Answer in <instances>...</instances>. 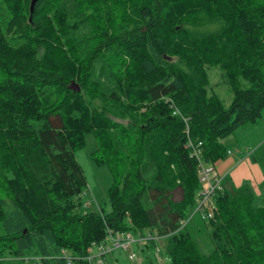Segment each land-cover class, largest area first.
<instances>
[{"label": "trees", "instance_id": "1", "mask_svg": "<svg viewBox=\"0 0 264 264\" xmlns=\"http://www.w3.org/2000/svg\"><path fill=\"white\" fill-rule=\"evenodd\" d=\"M5 1L0 251L88 264V246L130 221L165 240L166 264H264V204L248 181L213 198L211 254L181 227L201 188L199 162L225 159L222 137L264 109V0H36L31 12L30 0ZM211 71L232 92L228 107ZM85 132L114 183L106 209L81 212L87 181L75 155ZM155 241L138 249L143 264H157ZM109 255L134 264L123 250Z\"/></svg>", "mask_w": 264, "mask_h": 264}, {"label": "rangeland", "instance_id": "2", "mask_svg": "<svg viewBox=\"0 0 264 264\" xmlns=\"http://www.w3.org/2000/svg\"><path fill=\"white\" fill-rule=\"evenodd\" d=\"M31 2V0H30ZM23 7H21L22 9ZM118 10V9H117ZM10 7L5 0H0V17L10 16ZM121 19L117 22L120 24ZM206 78L211 85V89L218 93L221 97L222 102L225 107H228L232 98V92L227 86H223L217 78V75L212 71L210 73H206ZM76 86V85H75ZM77 87V86H76ZM261 116L256 122H247L243 125L238 126L235 128L231 133L227 134L226 136L222 137L221 141L225 148L233 152L228 155L232 157L234 165H238V162L247 161L249 163H253L258 161L263 168L264 171V109L261 110ZM116 121H123L126 122L127 119L121 120L119 118L113 117ZM238 143L242 150L243 154H237L234 151V144ZM82 147L76 150L75 157L78 159L82 169L83 174L87 181V186L83 194V200H86V204L82 205L78 209L82 212L84 210H100L106 209V203L108 199V189L113 185L114 178L113 173L111 172L109 167L104 163H98L95 161L94 151L98 147L96 136L93 132H85L84 133V143H82ZM249 153V154H247ZM255 164V163H253ZM257 164V163H256ZM245 170H241L239 173H244ZM264 175V174H263ZM245 181H248L252 186L253 189L257 187L260 190L258 194L256 189V199L255 202L258 205L264 204V178L262 184L256 183L254 184L252 178H245L242 180L241 184ZM229 183V184H227ZM226 190L229 191L230 194L235 192L233 183L231 179L228 178L224 181ZM230 185V186H229ZM181 188L175 187L171 188L168 192L173 200H179L181 198L182 192H180ZM194 206L192 210L183 218L184 229L190 238L195 243L200 255L207 256L212 253L214 249V245L209 226L207 225V220L201 218L200 211H196L193 214ZM5 229L0 222V235L3 234ZM148 233V232H146ZM105 239V238H104ZM105 241L106 244H109L110 240L108 236H106ZM165 240H156L155 244L160 248L156 253L157 260L159 264H166L168 262V257H166V253L164 252L165 248ZM136 248L135 246H133ZM7 250L0 251V264H23L30 263V264H42L40 262V258L30 259L29 262L22 258L16 259L13 257H8L5 255ZM111 255L107 256V260L104 261L103 264L109 260V264H115L112 259H110ZM22 262V263H21Z\"/></svg>", "mask_w": 264, "mask_h": 264}, {"label": "built area", "instance_id": "3", "mask_svg": "<svg viewBox=\"0 0 264 264\" xmlns=\"http://www.w3.org/2000/svg\"><path fill=\"white\" fill-rule=\"evenodd\" d=\"M234 150L243 152L241 146L238 144L235 145ZM226 151L227 155L231 153V151ZM194 154L197 155V152H194ZM198 165V178L201 188L198 190L199 192L194 202L193 214L196 211H200L201 218L204 220H210L214 217L213 215L215 213L213 208L214 203H212L213 198L222 189V177H220L221 175L216 170L214 165L210 163H203L201 161ZM128 225L131 227L129 231H115L112 228H107L105 233L110 240L109 244H106L105 241H100L93 242L90 246H88L85 255V260L88 261V264H103L106 260L105 258L112 251L117 249L123 250L126 253L127 258L130 261H133L134 264H143L138 251L133 246L140 248L149 240L159 241L160 237L150 233L140 232V230H138L130 221H128ZM181 227H184L183 220L181 221ZM158 249L160 248L157 246L155 248V254Z\"/></svg>", "mask_w": 264, "mask_h": 264}, {"label": "crops", "instance_id": "4", "mask_svg": "<svg viewBox=\"0 0 264 264\" xmlns=\"http://www.w3.org/2000/svg\"><path fill=\"white\" fill-rule=\"evenodd\" d=\"M236 144H238V143L234 144V148H235ZM236 153L237 154H243L242 152H238V151H236ZM232 154H233V152L231 153V155ZM247 154H249V153H247ZM229 156L227 155V157L225 159L218 160L217 162L212 164L215 166L216 170L221 175L220 177H222V186H223L222 189L225 188L224 181L228 178L231 179V182L233 183L234 188H237L241 184L242 180L245 178H252L254 184H256V183L262 184L263 178H264V175H263L264 171H263L262 166L258 162L259 160L253 162L255 164L249 163L247 161H241V162H238L239 163L238 165H234L233 164V162H234L233 158L229 157ZM243 169L245 170V172L243 174L239 173L241 170L243 171ZM227 184H229V183H227ZM252 189H253V186H252ZM255 189H256L257 193L259 194L260 190L257 189V187ZM255 189H253V190L256 194ZM258 194H256V195H258ZM16 259L19 260V258H16ZM26 262H29V260H27ZM23 264H30V263H24L23 262Z\"/></svg>", "mask_w": 264, "mask_h": 264}, {"label": "water", "instance_id": "5", "mask_svg": "<svg viewBox=\"0 0 264 264\" xmlns=\"http://www.w3.org/2000/svg\"><path fill=\"white\" fill-rule=\"evenodd\" d=\"M34 2H36V0H31V2H29L30 4V12L33 10V6H34ZM76 87V86H75ZM78 88V87H77Z\"/></svg>", "mask_w": 264, "mask_h": 264}]
</instances>
